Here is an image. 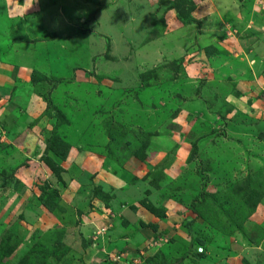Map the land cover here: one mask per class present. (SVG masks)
Returning <instances> with one entry per match:
<instances>
[{
    "label": "rangeland",
    "instance_id": "1",
    "mask_svg": "<svg viewBox=\"0 0 264 264\" xmlns=\"http://www.w3.org/2000/svg\"><path fill=\"white\" fill-rule=\"evenodd\" d=\"M0 264H264V0H0Z\"/></svg>",
    "mask_w": 264,
    "mask_h": 264
}]
</instances>
